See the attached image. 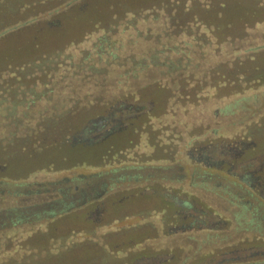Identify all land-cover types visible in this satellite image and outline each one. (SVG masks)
Listing matches in <instances>:
<instances>
[{"label": "trees", "instance_id": "trees-1", "mask_svg": "<svg viewBox=\"0 0 264 264\" xmlns=\"http://www.w3.org/2000/svg\"><path fill=\"white\" fill-rule=\"evenodd\" d=\"M260 103L264 0H0V264L86 253L96 242L74 237L137 200H155L139 214L160 228L148 219L128 244L166 237V173L198 144L263 149ZM120 117L94 140L97 121Z\"/></svg>", "mask_w": 264, "mask_h": 264}, {"label": "flooded vegetation", "instance_id": "flooded-vegetation-1", "mask_svg": "<svg viewBox=\"0 0 264 264\" xmlns=\"http://www.w3.org/2000/svg\"><path fill=\"white\" fill-rule=\"evenodd\" d=\"M104 127L97 125L95 131L100 132ZM107 128V136L121 130L119 124ZM257 146L255 142L237 141L217 146L198 144L186 151L187 159L179 156L174 167L180 171L204 167L225 171L231 179H225L223 185L221 182L211 185L210 176L190 182L179 176L175 183L180 186L175 187L183 191L177 193L170 187L173 190L169 192L168 202L174 206L167 216L166 249L135 255L128 264H264V231L248 228L255 222L252 218L258 215L243 213L245 206L235 201L229 189L230 185L247 188L264 205V148ZM88 190L93 191V187ZM203 198L210 203H202ZM211 201L217 202L212 204ZM94 214L98 217V210ZM156 257L159 259L155 260Z\"/></svg>", "mask_w": 264, "mask_h": 264}, {"label": "rangeland", "instance_id": "rangeland-1", "mask_svg": "<svg viewBox=\"0 0 264 264\" xmlns=\"http://www.w3.org/2000/svg\"><path fill=\"white\" fill-rule=\"evenodd\" d=\"M259 106H262L259 108ZM258 107L255 108L256 111L258 110H264L263 108V103H260ZM248 108H251L250 105L247 106ZM253 112L255 111L254 108L251 109ZM94 172H100L98 169H94ZM105 171H108L109 168L106 167L104 169ZM103 171V170H102ZM103 171V172H105ZM131 173V171H130ZM204 175L203 170H195L192 168H186L184 171H180L178 167L171 168V170L166 173L165 177L167 180H171L165 184L169 185L168 187H173L174 190L178 189V187L175 186H180L179 184L175 183L179 181V176L183 178L184 181L190 182L191 180H194L196 178V181H200L202 178L201 176ZM139 186H143L142 180H140ZM216 182H221V185L224 184L225 180L222 179H217ZM175 185L173 186V184ZM215 182H212L211 185H213ZM133 183H121V187H135L138 186ZM230 191L232 192L233 196L235 197V201L239 204H242L241 206H245V210L242 212H255L257 214V218H252L255 220V222H251V226L248 228H259L264 231V205L262 201L258 200L256 197V194L248 190L247 188L244 187H239V186H232L230 185ZM190 191V190H189ZM198 191V189H196ZM221 196H225L223 193H216ZM197 196V195H195ZM205 199V200H204ZM198 200V198L196 199ZM202 203H210L206 198L202 199ZM217 201H211L212 204H215ZM246 202H249V205H244ZM152 205H155V200L154 199H145L143 201L137 200V201H131L129 203H124L121 205V208L117 209L116 211L112 209H108L106 212H104V217L103 220L107 218L117 219V222L114 224H110L106 227H89V231L94 232L92 236L89 238L81 234L80 236L74 237L75 240H86L87 242H96L95 245H90L89 246V251L84 253L85 251L81 252H76L75 250L74 253L71 255H58L57 253L45 258V255H41L40 262L37 263L39 264H122L121 262H126L131 263V261L134 260L135 255L140 256V250L142 247L148 245H155L162 243H166L167 239L164 237L166 234L164 231L163 233L160 232V235L164 238L157 239L155 242L154 240H150L147 243V239L141 240V242L144 244L142 247L135 246L136 244L132 242L131 244H128V238L131 236L134 238V240H139V238L143 237L144 232L142 233L141 230H144L146 227L145 224L148 222L146 221H151V223L156 224L158 223V227L160 228L159 224V217L158 219L155 218V216H147L143 215V213L139 214L144 208L152 207ZM248 208V209H247ZM142 215V216H141ZM145 217V218H141ZM150 217V218H148ZM92 219H96V215L92 214L91 216ZM146 219V220H145ZM149 219V220H148ZM149 221V222H150ZM150 223V224H151ZM144 226V227H141ZM157 227V228H158ZM245 227V226H244ZM243 227V228H244ZM64 225L61 224L56 231V236H59V238H63V243L65 240L67 241V238H65L67 235L64 234ZM113 231V232H112ZM112 232V233H111ZM167 232V231H166ZM156 231L151 230L150 234L148 235V239H153L156 237ZM159 235V234H157ZM101 240H99V238ZM68 242V241H67ZM140 242V241H137ZM110 244V246H109ZM112 245V246H111ZM47 247V246H46ZM44 248L45 251L51 252V247L49 248ZM160 249L162 248L163 250L166 249L165 245L158 246ZM54 252V251H53ZM42 253V252H41ZM43 254V253H42ZM57 254V255H56ZM136 257V258H137ZM35 260V261H36Z\"/></svg>", "mask_w": 264, "mask_h": 264}, {"label": "water", "instance_id": "water-1", "mask_svg": "<svg viewBox=\"0 0 264 264\" xmlns=\"http://www.w3.org/2000/svg\"><path fill=\"white\" fill-rule=\"evenodd\" d=\"M124 120V118H119L118 120H115V119H110V120H106L104 118L100 119L99 121H97V125L100 127V126H103L105 123L107 125H114V124H117L118 122ZM112 130V128H111ZM107 136V134H103V133H99L97 134L95 137H94V140L95 141H100V140H103L105 137ZM159 259L158 257L155 258V260ZM161 263V262H159Z\"/></svg>", "mask_w": 264, "mask_h": 264}]
</instances>
